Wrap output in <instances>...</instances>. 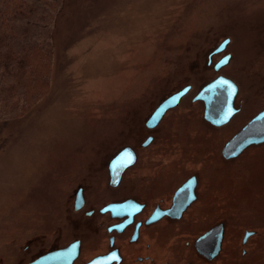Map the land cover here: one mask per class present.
Returning <instances> with one entry per match:
<instances>
[{
    "label": "rangeland",
    "instance_id": "374dc122",
    "mask_svg": "<svg viewBox=\"0 0 264 264\" xmlns=\"http://www.w3.org/2000/svg\"><path fill=\"white\" fill-rule=\"evenodd\" d=\"M228 39L223 54L231 62L215 72L223 55L212 66L209 55ZM54 46L47 94L26 116L0 125V264L21 257L28 242L72 228L78 187L105 200L108 162L128 145L141 159L125 177L126 193L134 179L167 185L171 174L181 179L204 163L211 216L235 210L264 222V144L229 163L221 154L264 110V0H77L59 19ZM219 75L239 84L241 112L214 129L192 98ZM187 85L193 93L149 132L152 112ZM150 134L156 139L145 149ZM231 226L241 238L236 218ZM260 238L245 264H263Z\"/></svg>",
    "mask_w": 264,
    "mask_h": 264
},
{
    "label": "flooded vegetation",
    "instance_id": "af4514ba",
    "mask_svg": "<svg viewBox=\"0 0 264 264\" xmlns=\"http://www.w3.org/2000/svg\"><path fill=\"white\" fill-rule=\"evenodd\" d=\"M220 47L221 45L209 55L208 62L209 66H212L213 58L223 55L214 65V71L218 73L232 59L231 54H223L227 48L217 52ZM227 58L228 63L220 66ZM220 77L228 78L237 85L238 91L234 102L237 113L227 123L215 125L206 118V113L207 109L215 111L213 116L217 117L223 107L218 104L216 106L215 103L210 107V103L216 100L219 103L220 100L215 97L209 103L202 96L208 95L205 89ZM186 88H189V91L179 104L168 109L155 126H150L149 122L167 99L152 112L145 122L149 132L156 130L168 113L180 107L186 97L193 93L192 85H187L181 91ZM214 93L215 96L220 94ZM239 93V84L229 77L219 75L197 90L192 102L203 105L204 121L209 126L221 129L228 126L240 114L241 109L236 106ZM263 112L264 110L252 118L225 144L221 154L226 162L235 161L251 147L264 144L263 142L250 145L236 157H229L226 154L227 151L229 153L234 151V148L229 149V147L246 134L247 129ZM258 127L262 128L263 132L264 122ZM261 130L254 129L249 133L257 135ZM155 139V134L148 135L142 144L143 148H149ZM126 149L134 151L136 162L124 169L120 180L115 183L110 167L113 160ZM140 159L136 147L128 145L122 148L108 162V183L105 190L107 198L101 200L95 196L96 199L91 196L86 186L78 187L72 197L73 216L67 219L72 228L58 230L50 233L49 236L45 234V241L39 244L32 241L26 243L22 246L21 257H11L8 262L11 264H238V262L245 264L247 262L250 253L253 252L252 244L264 235L260 233L263 227L260 225L264 222H259L255 217H243L242 213H237L235 210L233 213L236 217L226 215L224 212L221 217L220 211H216L211 216L205 201V180L202 174L206 167L204 163L181 179H176L180 177L175 174L177 172L171 174L174 180L165 181L167 185L160 184L164 181L158 179L150 180L148 184H141L140 182H144L143 179H134L132 181L138 184L126 193L125 177L139 164ZM79 199L82 203H79ZM80 204L82 207L78 208ZM232 218H236L239 228L244 230L241 238L232 237L230 234ZM262 242L264 244V239ZM237 243H240V252ZM238 252L240 256H237ZM239 257L241 260H238ZM260 257L263 258L261 261L264 264V255Z\"/></svg>",
    "mask_w": 264,
    "mask_h": 264
},
{
    "label": "trees",
    "instance_id": "16d2710c",
    "mask_svg": "<svg viewBox=\"0 0 264 264\" xmlns=\"http://www.w3.org/2000/svg\"><path fill=\"white\" fill-rule=\"evenodd\" d=\"M77 0H0V125L26 116L51 88L55 28Z\"/></svg>",
    "mask_w": 264,
    "mask_h": 264
},
{
    "label": "water",
    "instance_id": "95a60500",
    "mask_svg": "<svg viewBox=\"0 0 264 264\" xmlns=\"http://www.w3.org/2000/svg\"><path fill=\"white\" fill-rule=\"evenodd\" d=\"M230 43V39L226 40L221 47L218 49L217 52H221L225 50ZM229 59L227 58L224 60L220 66L225 65L228 63ZM189 91V88L184 89L183 91L171 96L168 98L155 112L152 119L149 122L150 126L157 125L166 111L170 108L175 107L179 104L180 100L187 94ZM237 85L231 81L228 78L220 77L217 79L212 85H210L208 88L205 89V92L208 93L207 96H202L203 99L208 100L209 103L216 97L219 99V103L216 100V102L210 103V107L213 106V103L217 106V104L221 107H223L220 114H218L217 117L213 116L215 114V111H212L207 109L206 118L214 123L215 125H222L227 123L236 113V109L234 107L235 98L237 96ZM214 92H219L220 94L215 96ZM221 93L222 97H221ZM221 99H220V98ZM209 107V108H210ZM264 122V112L260 114L254 121V124L247 129L246 134L243 135V137L238 140L237 142H234L229 149H233V152H226V154L229 157H236L240 155L248 146L253 144H260L264 142V131L262 132V128L258 127L259 125H262ZM254 129H260V134L254 135L249 133L250 131H254ZM136 162V155L132 149H126L122 153H120L112 162L110 170L113 182L117 183L118 180H120V177L127 167L133 165ZM82 200L79 199V203ZM82 207V204L79 205L78 208Z\"/></svg>",
    "mask_w": 264,
    "mask_h": 264
}]
</instances>
